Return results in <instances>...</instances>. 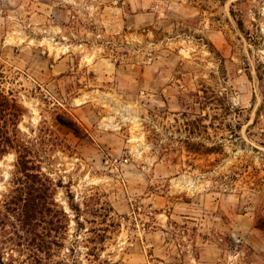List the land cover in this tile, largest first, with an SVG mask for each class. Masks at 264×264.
Instances as JSON below:
<instances>
[{
    "label": "rangeland",
    "instance_id": "obj_1",
    "mask_svg": "<svg viewBox=\"0 0 264 264\" xmlns=\"http://www.w3.org/2000/svg\"><path fill=\"white\" fill-rule=\"evenodd\" d=\"M203 91L216 113L193 104ZM0 93L24 109L39 171L0 155L13 264H38L33 233L51 218L22 211L29 193L45 201L31 174L67 215L52 264H264V0H0ZM206 113L217 128L189 135Z\"/></svg>",
    "mask_w": 264,
    "mask_h": 264
},
{
    "label": "trees",
    "instance_id": "obj_2",
    "mask_svg": "<svg viewBox=\"0 0 264 264\" xmlns=\"http://www.w3.org/2000/svg\"><path fill=\"white\" fill-rule=\"evenodd\" d=\"M209 93V94H208ZM203 91V96L194 95L195 99L193 101L194 105H198L199 109L202 112L210 110L212 112L217 111V109L222 108L221 106L220 98L218 96H215L212 92ZM23 108L13 99L9 100L7 97L2 95L0 93V155L3 156L5 154H8L9 152H14V154L17 157V163L19 165V170L22 173L29 172V171H38L34 169L33 166L29 167L30 161L26 160L28 159V150L26 145L18 138V134H20V131L18 129V125L20 122L21 117L23 116ZM216 113V112H215ZM195 115V114H191ZM183 116L186 117V114H183ZM196 116V115H195ZM217 115H213V120L217 121ZM194 120H187L185 123V126L188 128L187 131L189 135H194L196 132L202 130L206 132L208 128H217V126L213 125V123H210L209 125H204L203 122L206 121L209 118V114H205L204 116L195 117ZM58 121L68 128L73 135L79 137L81 134V129L78 127V125L70 120V119H64L62 117L58 118ZM220 122L216 124H220ZM227 126H230L227 124ZM185 149L189 153L194 154H203V155H211V154H217L220 151V145L216 144L215 142L206 146V145H195L193 143H190L189 139L186 138L184 140ZM39 172V171H38ZM27 174V173H25ZM30 176V175H29ZM33 179L38 178L40 186L43 188V191L45 192V201H42V197L40 195L31 196L30 193L28 194V205L23 206L24 210H22L24 213L28 215V217H32L33 213L36 212L39 208V212L36 213L41 215H50V220L47 222L48 228H42L45 232H47L46 237L43 236V232L33 233L36 239L31 241V245L33 246V259L38 264H52V257L54 254L57 253V250L62 247V244L58 243L55 240H52L50 238L51 233H56L57 236L59 232H62L63 234L67 232L68 228V220L67 215L61 209L58 204L55 202V187L52 182L49 179H44L43 183L42 180L39 179L38 174H31ZM37 181V182H38ZM41 181V182H40ZM60 187V185H57ZM31 189V188H30ZM32 190V189H31ZM34 192L39 191L41 193L40 189H34ZM27 203V204H28ZM71 211L75 212V219L78 224L79 219V212L80 210L78 207H72L69 206ZM44 211L47 213H44ZM55 220V221H54ZM256 227L259 230L264 231V217H261L256 222ZM40 233V235H39ZM32 234V233H30ZM12 247L20 246L19 243H11ZM57 248V249H56ZM4 247L3 243H0V264H13L14 259L12 256L6 258L4 253ZM12 250V249H10ZM69 252H72V250H68ZM58 264V263H55Z\"/></svg>",
    "mask_w": 264,
    "mask_h": 264
}]
</instances>
